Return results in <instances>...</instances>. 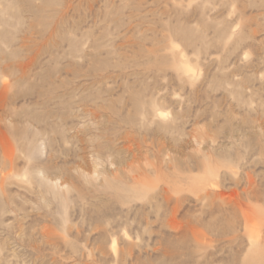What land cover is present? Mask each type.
Returning a JSON list of instances; mask_svg holds the SVG:
<instances>
[{"label": "rangeland", "instance_id": "rangeland-1", "mask_svg": "<svg viewBox=\"0 0 264 264\" xmlns=\"http://www.w3.org/2000/svg\"><path fill=\"white\" fill-rule=\"evenodd\" d=\"M0 264H264V0H0Z\"/></svg>", "mask_w": 264, "mask_h": 264}]
</instances>
